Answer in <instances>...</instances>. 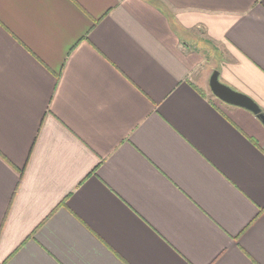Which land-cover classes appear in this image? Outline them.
<instances>
[{"label":"crops","instance_id":"obj_1","mask_svg":"<svg viewBox=\"0 0 264 264\" xmlns=\"http://www.w3.org/2000/svg\"><path fill=\"white\" fill-rule=\"evenodd\" d=\"M214 71L264 113V0H0V264H264V126Z\"/></svg>","mask_w":264,"mask_h":264},{"label":"water","instance_id":"obj_2","mask_svg":"<svg viewBox=\"0 0 264 264\" xmlns=\"http://www.w3.org/2000/svg\"><path fill=\"white\" fill-rule=\"evenodd\" d=\"M209 88L212 95L220 102L244 109L257 117L264 126V113L259 106L248 96L234 91L219 81V72L214 71L209 79Z\"/></svg>","mask_w":264,"mask_h":264},{"label":"rangeland","instance_id":"obj_3","mask_svg":"<svg viewBox=\"0 0 264 264\" xmlns=\"http://www.w3.org/2000/svg\"><path fill=\"white\" fill-rule=\"evenodd\" d=\"M208 49V51L207 50H205V54L206 53H209V52H211V55H205V58H206V63H205V65L207 66V67H209V66H212V64L213 63H215V61H217V52H216V50L214 49V48H210V47H208L207 48ZM212 63V64H211ZM206 92H207V96L213 101V102H215V103H217L218 105H220V106H222V102H220L218 99H216L215 97H213V95H212V93L209 91V88L207 87L206 88Z\"/></svg>","mask_w":264,"mask_h":264}]
</instances>
